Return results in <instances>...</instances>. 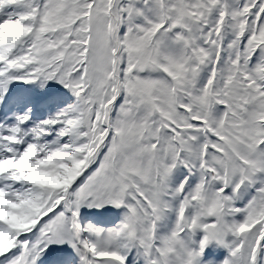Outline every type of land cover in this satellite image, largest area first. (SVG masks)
<instances>
[{
	"label": "snow or ice",
	"instance_id": "snow-or-ice-1",
	"mask_svg": "<svg viewBox=\"0 0 264 264\" xmlns=\"http://www.w3.org/2000/svg\"><path fill=\"white\" fill-rule=\"evenodd\" d=\"M0 264H264V0H0Z\"/></svg>",
	"mask_w": 264,
	"mask_h": 264
}]
</instances>
